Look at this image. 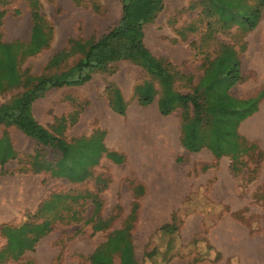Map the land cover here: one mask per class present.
I'll use <instances>...</instances> for the list:
<instances>
[{"label": "rangeland", "instance_id": "1", "mask_svg": "<svg viewBox=\"0 0 264 264\" xmlns=\"http://www.w3.org/2000/svg\"><path fill=\"white\" fill-rule=\"evenodd\" d=\"M149 1L135 0L134 21ZM122 16V0H0V106L20 96L32 76L74 66L83 52L72 50L71 41L88 47ZM141 35L143 50L172 77L153 74L142 59L109 60L88 83L52 89L32 107L50 131L62 123L68 142L103 132L106 147L124 156L122 164L104 156L83 183L54 177L45 168L59 161L58 150L0 126V138L8 136L16 153L3 172L0 166V207L10 211L0 214V252L5 228L51 222L32 251L0 264H91L94 251L125 228L137 264H264V141L241 132L252 115L238 124L231 117L264 88V8L257 28L246 32L225 25L211 0H161ZM59 53L67 56L50 67ZM237 63L241 80L232 86L228 72ZM147 82L157 94L142 106L135 87ZM197 87L204 112L194 113L175 95L171 114H161L163 89L193 95ZM116 91L125 115L112 107ZM214 135L225 145L221 158L208 147ZM17 188L26 193L24 202ZM113 260L122 264L119 253Z\"/></svg>", "mask_w": 264, "mask_h": 264}, {"label": "trees", "instance_id": "2", "mask_svg": "<svg viewBox=\"0 0 264 264\" xmlns=\"http://www.w3.org/2000/svg\"><path fill=\"white\" fill-rule=\"evenodd\" d=\"M160 1L150 0L147 3L146 13L143 12L142 18L140 17L139 20L134 21L132 19V10L135 0H122L123 16L119 24L111 29L108 34L88 47L80 42L71 41V44H73L72 50L83 52V57L74 66L57 75L32 76L31 85L20 96L10 103L0 106V126L16 127L40 145L54 148L61 153V158L55 166L47 164L45 168L51 171L54 177L66 178L74 183H83L91 177V169L97 166L104 156L117 164H122L125 159L122 154L111 151L106 147L103 132H96L90 138H79L68 142L60 135L64 128L62 123L58 125L55 132L42 126L33 116L32 107L34 102L52 89L80 86L88 83L96 71L106 68L109 60L133 59L138 61L142 59L141 61L145 67L153 74L168 79L172 77L171 72L162 63L153 59L147 51L143 50L141 35L143 24L151 13L156 10V6ZM211 4L215 13L225 25L236 23L243 27L246 32L257 28L264 8V0H259V4L253 7L244 4V0H211ZM37 6L38 3L36 2L34 7L36 8ZM35 11H38V9H35ZM133 49H137L138 52L134 53ZM66 56L65 53L55 55L49 62V66L53 68L60 66ZM228 78L232 86L240 82V63L232 67L228 72ZM201 90V87H197L193 95H179L173 90L169 89V93L163 89L159 100L161 114L164 116L171 114L173 107L170 97L175 95L181 100L183 106L191 105L194 113L200 114L204 112L203 98L202 96L199 97ZM156 94V89L149 82L135 87V96L142 106H149L153 103ZM263 97L264 88L257 97L246 102L242 101L243 105L237 106L236 109L232 110L231 117L235 119V123H241L257 112L259 101ZM111 104L114 111L118 114H126L127 104L119 91H116L115 100L111 101ZM186 145L189 150H196L194 141H189ZM224 146V142L215 135L208 144L216 158L223 156ZM15 157L16 153L9 137L0 138V166L2 172L7 162ZM61 197V195L56 196L59 199ZM96 206V211L98 212L100 207H98L97 203ZM103 224L107 225L108 222ZM100 228L99 226L97 230ZM49 231H51V222L48 220L42 224H25L17 228H5L4 234L7 238V244L0 252V259L6 260L7 256H9L14 260H18L26 251H32L39 238L45 236ZM114 253L120 254L122 264H137L128 228L115 231L103 248L95 250L90 257L91 264H114Z\"/></svg>", "mask_w": 264, "mask_h": 264}, {"label": "crops", "instance_id": "3", "mask_svg": "<svg viewBox=\"0 0 264 264\" xmlns=\"http://www.w3.org/2000/svg\"><path fill=\"white\" fill-rule=\"evenodd\" d=\"M241 132L242 134L247 136L249 140L264 141V97L259 101L258 111L255 112L252 117L247 120V125L246 127L241 128ZM16 193L18 194L19 201L21 200L24 202L26 200V193L23 191V189L17 188ZM9 212L10 211L7 207H0V214H9Z\"/></svg>", "mask_w": 264, "mask_h": 264}]
</instances>
